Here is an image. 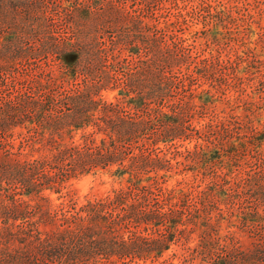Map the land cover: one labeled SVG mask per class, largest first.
<instances>
[{
  "label": "rangeland",
  "instance_id": "rangeland-1",
  "mask_svg": "<svg viewBox=\"0 0 264 264\" xmlns=\"http://www.w3.org/2000/svg\"><path fill=\"white\" fill-rule=\"evenodd\" d=\"M145 1L152 10L144 0L119 1L118 7L123 6L133 16L110 25L111 17L101 13L102 25L71 14L73 0H1L0 145L6 147L1 165L7 170L18 169V159L30 163V146L46 143L52 135L63 143H80L84 133L98 127L90 125L72 135L61 127L52 134L38 120H32L30 104L23 101L55 96L59 111L70 113L72 106L65 97L69 90L86 81L99 82L94 79L101 71L110 74L102 96L96 98L120 101L114 115L118 111L126 117L127 128L135 121L147 125L140 137L117 140L131 172L159 178L160 184L154 182L152 194L143 193V199L147 195L151 201L162 198V187L184 191L173 199L179 212L170 248L159 260L147 251L134 253L132 264H218L221 258L204 248L208 238H223L235 231L239 243L251 247L256 240L253 237L260 230L264 233V196L255 182V177L264 174V0ZM103 3L107 9L110 0ZM167 20L173 21L170 28L164 26ZM144 36L159 43H145ZM48 37H54L59 46L48 49ZM11 38L12 43L8 42ZM112 40L118 45L111 44ZM168 45L177 50L181 60L173 57L170 62L162 55ZM99 46L102 48L93 56ZM132 47H139L140 52L130 51ZM64 48L83 51L82 68L73 80L64 77L59 60ZM127 84L132 95L143 91L146 84L157 92L153 91L143 109L134 110L118 94ZM200 92L209 98L200 100ZM159 108L177 113L182 126L188 127L186 132L173 136V128L151 110ZM241 141L244 147L229 154L227 143ZM205 145H217L224 161H208L202 149ZM157 158L161 159L160 169L152 163ZM44 169L48 167L40 168V173ZM14 174L4 185L11 195L29 199L22 194L27 188L16 171ZM27 174L25 177H30V170ZM119 186V179L108 171L84 172L73 176L61 193L46 189L43 193L49 201L43 203L51 209L62 203L82 204ZM251 211L262 213V219L246 223L240 215ZM171 231L166 220H135L123 227L126 237L131 233L152 238ZM222 242L233 246L230 240Z\"/></svg>",
  "mask_w": 264,
  "mask_h": 264
},
{
  "label": "trees",
  "instance_id": "trees-1",
  "mask_svg": "<svg viewBox=\"0 0 264 264\" xmlns=\"http://www.w3.org/2000/svg\"><path fill=\"white\" fill-rule=\"evenodd\" d=\"M119 1L122 2V0H110L106 9V3L102 4V0H73L71 14L84 22L89 23L95 20L103 25L101 21L104 20L100 14L104 13L107 17H111L108 18V24L122 23L133 15L123 6L119 8ZM146 5L149 7L148 10H152V5H148L147 2ZM2 9L0 0V11ZM1 16L0 14V18ZM172 24L173 21H164L166 28H170ZM144 27L151 28V25L145 24ZM13 40L14 38H11L8 42L12 43ZM143 42L151 45L159 43L158 39H150L147 36H144ZM111 44L117 46L118 42L112 40ZM58 46L59 43L54 37H48V49ZM101 48L102 46H99L93 56L98 54ZM61 50L59 60L64 67V77L73 80L78 70L82 68L80 63L83 51L65 48ZM130 51L140 52L139 47H132ZM176 54L177 50L170 45L162 53L170 62L173 57L181 60ZM110 77V74L105 75L101 71L94 79H98L99 82L86 81L84 85L69 90L65 97L68 104L72 106L70 113L59 111V100L55 96H47L43 101L37 99H30V103L23 101L30 104L32 120H38L40 125L44 129H50L52 134L59 132L61 127L67 128L71 135L74 131L86 129L90 125H98V127L84 133L83 141L80 143H63L62 140H55V136L52 135L46 143L30 146V163L18 159V169L7 170L1 165L6 147L0 145V264H132V261H135L134 253L147 251L149 255L154 253L153 255L159 260L163 252L170 248L178 228L175 214L179 212L176 208L178 203L173 199L184 194V191L177 187H162V198L157 197L156 200L151 201L147 195L143 199V193L146 195L147 192L150 194L153 191L151 187L154 182L157 185L160 184L159 178L131 172L122 159L123 151L117 144V140L132 141L147 130V125L145 121H135L131 122V127L127 128L126 117H121L118 111V116L114 115L120 101L108 102L103 98H96V96H102L101 91ZM127 86L120 89L118 94L126 99L128 106L134 110L143 109L147 99L152 97L153 91L157 92L146 84L142 87L143 91L140 90L137 95H132L130 85L127 84ZM158 89H161V84L158 85ZM198 97L202 101L209 98L203 92H200ZM181 108L184 109V104ZM151 110L158 120L173 128V136L186 132L188 127L182 126L183 122L177 113L171 114L161 108ZM96 112L101 115L97 117ZM59 134L63 139V133ZM98 134H101L99 138ZM39 139L41 142L43 137ZM244 145V141L227 143L229 154H237ZM202 149L207 153L208 161H224L221 149L217 145H205ZM214 152L218 155L213 156ZM10 157H8L9 162L12 161ZM160 162V158L152 161L158 169L161 168ZM67 164L70 165L69 168H66ZM116 164L119 166L113 169L112 167ZM45 167L48 169L40 173L39 169ZM28 170H30V177H25L28 175ZM101 170L108 171L117 177L120 186L113 188L105 196L88 198L82 204L62 203L58 208L51 209L43 203L49 201V197L43 193L46 189L61 193L73 176L92 171L98 173ZM15 171L19 175L20 182L27 188L22 194L29 199L11 195L4 185L15 175ZM126 174L129 177H126ZM255 178L264 196V174ZM250 180L246 179L247 182ZM125 181H128V184ZM143 201L146 203L142 206ZM240 216L248 223L262 219L263 215L259 211L255 213L251 211L241 213ZM135 220L145 223L166 220L174 231L166 236L152 238L139 234L132 236L131 233L126 237L123 227ZM211 226L214 227L212 224ZM180 231L185 232L186 229ZM260 233L264 235L260 230L259 236L253 237L256 240L252 241L251 247L239 243L236 232L231 231L223 238L221 236L217 239L208 238L204 242V248L214 251L216 257L221 258L218 264H264V237ZM222 240L232 241L233 246L222 244ZM17 243L20 244L19 247H15ZM138 256L141 255L138 254Z\"/></svg>",
  "mask_w": 264,
  "mask_h": 264
}]
</instances>
